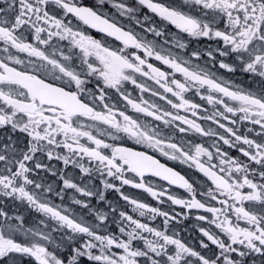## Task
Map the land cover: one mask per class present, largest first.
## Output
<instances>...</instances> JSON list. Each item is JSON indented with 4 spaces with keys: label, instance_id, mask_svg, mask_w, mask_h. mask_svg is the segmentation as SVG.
Masks as SVG:
<instances>
[{
    "label": "snow or ice",
    "instance_id": "1",
    "mask_svg": "<svg viewBox=\"0 0 264 264\" xmlns=\"http://www.w3.org/2000/svg\"><path fill=\"white\" fill-rule=\"evenodd\" d=\"M0 264H264V0H0Z\"/></svg>",
    "mask_w": 264,
    "mask_h": 264
},
{
    "label": "flooded vegetation",
    "instance_id": "2",
    "mask_svg": "<svg viewBox=\"0 0 264 264\" xmlns=\"http://www.w3.org/2000/svg\"><path fill=\"white\" fill-rule=\"evenodd\" d=\"M93 34H95V32L93 31Z\"/></svg>",
    "mask_w": 264,
    "mask_h": 264
}]
</instances>
